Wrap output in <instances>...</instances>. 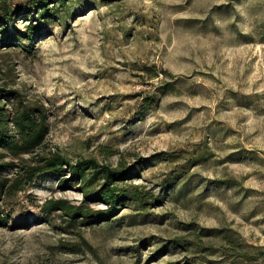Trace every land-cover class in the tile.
Listing matches in <instances>:
<instances>
[{
    "label": "rangeland",
    "instance_id": "374dc122",
    "mask_svg": "<svg viewBox=\"0 0 264 264\" xmlns=\"http://www.w3.org/2000/svg\"><path fill=\"white\" fill-rule=\"evenodd\" d=\"M30 1L0 0L23 9L10 30L32 24ZM67 11L33 42L0 48V89L47 110L38 156L133 168L128 185L160 203L68 226L45 203L106 206L37 178L0 227V264H228L214 251L232 239L264 250V0H73Z\"/></svg>",
    "mask_w": 264,
    "mask_h": 264
},
{
    "label": "trees",
    "instance_id": "16d2710c",
    "mask_svg": "<svg viewBox=\"0 0 264 264\" xmlns=\"http://www.w3.org/2000/svg\"><path fill=\"white\" fill-rule=\"evenodd\" d=\"M72 1L31 0L24 10H29L27 14H31L32 24L22 34L17 28H9L14 16L22 8L1 4L0 48L21 44V37L33 42L41 35L43 27L56 23L62 16L67 17L69 3ZM152 76L159 75L154 72ZM169 87L165 89H173L172 84ZM9 100H14L11 110L6 105ZM49 132V116L43 106L27 103L17 91L0 89V227H9L15 197L27 186L34 184L37 178L60 179L61 189L68 184L72 187L82 185L86 201H96L106 206L105 209H93L90 205H75L64 199L45 203L43 212L47 215L59 212L60 218L68 226L102 224L101 227H105L114 223L113 218L127 203L135 202L145 208L149 199L155 200L156 205L160 203V198H153L149 193L141 192L138 187L128 185L127 181L133 176V168H112L93 158L74 161L59 154L38 156L37 152L45 145ZM26 156L31 157V160L25 161ZM170 183L171 180H167L164 187H169ZM175 244L183 245L184 242L176 241ZM253 249L256 252L247 250L244 244L232 239L228 248L223 246L214 253L221 251L223 257L229 259L228 264H264V250Z\"/></svg>",
    "mask_w": 264,
    "mask_h": 264
}]
</instances>
